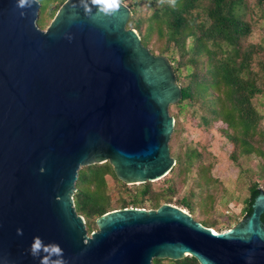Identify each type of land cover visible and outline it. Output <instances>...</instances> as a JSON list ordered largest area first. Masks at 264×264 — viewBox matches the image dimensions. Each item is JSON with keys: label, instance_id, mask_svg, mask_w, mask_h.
<instances>
[{"label": "water", "instance_id": "1", "mask_svg": "<svg viewBox=\"0 0 264 264\" xmlns=\"http://www.w3.org/2000/svg\"><path fill=\"white\" fill-rule=\"evenodd\" d=\"M40 9L34 0L20 15L16 0H0V264H38L35 236L59 244L69 264H264L261 188L225 231L165 202L107 211L88 232L73 199L78 171L109 162L127 184L167 175L169 107L182 91L168 57L128 27L126 4L91 19L65 0L45 29Z\"/></svg>", "mask_w": 264, "mask_h": 264}, {"label": "trees", "instance_id": "2", "mask_svg": "<svg viewBox=\"0 0 264 264\" xmlns=\"http://www.w3.org/2000/svg\"><path fill=\"white\" fill-rule=\"evenodd\" d=\"M38 1L44 9L52 0L46 5ZM57 1L58 10L65 0ZM263 3L264 0H256L259 6ZM126 5L131 10L128 27L138 32L145 46L149 45L154 35L159 44L150 50L153 52L156 49L155 54L167 56L172 64L182 98L170 106L183 109L186 105H199V109H203L199 115L202 124L209 125L217 120L226 123L233 130L227 137L239 143L243 152H252L251 139L264 116L253 104L254 98L262 92L258 79L250 76L254 50L252 47H241L242 41L251 32L250 23L244 19L247 0H176L174 6L169 0H134ZM39 25H42V19ZM262 66L264 68V63ZM260 133L264 141V130ZM197 155L198 152L191 149L186 155L187 161ZM178 161L177 156L174 166ZM107 175L112 176L124 189L127 188V183L116 177L109 162L91 164L78 171L74 205L77 214L85 218L89 232L93 231L88 224L90 219L94 218L96 223L100 215L117 209L110 208ZM133 186L135 196L129 200H119V208H145L143 204L146 200L150 202L148 208H157L162 204L159 199L147 197L150 181ZM259 189L257 182L251 185L246 214L251 212V204ZM162 202L171 203L168 197H164ZM180 204L192 215L193 208L188 201L182 200ZM261 218L264 222V213ZM200 223L213 227V224ZM152 264L199 263L194 257L186 256L178 260L155 258Z\"/></svg>", "mask_w": 264, "mask_h": 264}, {"label": "rangeland", "instance_id": "3", "mask_svg": "<svg viewBox=\"0 0 264 264\" xmlns=\"http://www.w3.org/2000/svg\"><path fill=\"white\" fill-rule=\"evenodd\" d=\"M40 1L46 5L49 0ZM132 1L124 0V3ZM58 5L59 1L52 0L44 9H40L37 24L41 29L49 25ZM247 5L244 19L250 23L251 32L242 41L241 47H252L254 50L250 76L258 79L262 92L254 98L253 104L264 116V3L259 6L256 0H247ZM41 19L42 25H39ZM158 44L153 35L147 47L152 49ZM153 52L157 53V50L153 49ZM198 106L186 105L183 109L178 106L169 107V113L176 118L169 148L171 155L176 161L178 156L179 161L166 176L150 182L147 197L159 199L161 203H164V197H168L171 204L187 211L180 204L186 200L193 208L192 216L195 220L213 224L212 228L218 232L225 231L245 215L251 185L257 182L259 188L264 190V141L260 133L264 130V119L259 122L257 133L251 139L254 150L245 153L239 143L227 137L233 130L226 123L217 120L209 125L202 124L199 115L203 109ZM191 149H195L198 155L188 162L186 155ZM106 180L110 208H119V200H129L135 196L133 184H127L124 189L112 176L107 175ZM149 203L145 201V208L150 206ZM88 224L91 229H97L94 218ZM86 228L88 230L87 224Z\"/></svg>", "mask_w": 264, "mask_h": 264}, {"label": "clouds", "instance_id": "4", "mask_svg": "<svg viewBox=\"0 0 264 264\" xmlns=\"http://www.w3.org/2000/svg\"><path fill=\"white\" fill-rule=\"evenodd\" d=\"M33 2L34 0H16V8L21 10L20 15H24L23 10L30 8ZM175 2L176 0H169L173 6ZM123 5L124 0H79V7L91 19L111 18L120 12ZM17 235H22L21 229H17ZM28 254L38 260V264H69L59 244L45 243L39 236L33 237Z\"/></svg>", "mask_w": 264, "mask_h": 264}, {"label": "bare ground", "instance_id": "5", "mask_svg": "<svg viewBox=\"0 0 264 264\" xmlns=\"http://www.w3.org/2000/svg\"><path fill=\"white\" fill-rule=\"evenodd\" d=\"M213 231L217 232L216 230L212 229Z\"/></svg>", "mask_w": 264, "mask_h": 264}]
</instances>
